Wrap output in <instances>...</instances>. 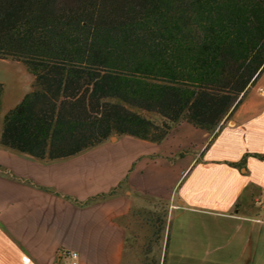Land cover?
Listing matches in <instances>:
<instances>
[{
    "label": "trees",
    "instance_id": "16d2710c",
    "mask_svg": "<svg viewBox=\"0 0 264 264\" xmlns=\"http://www.w3.org/2000/svg\"><path fill=\"white\" fill-rule=\"evenodd\" d=\"M0 58L35 77L0 144L37 160L213 131L264 70V0H0Z\"/></svg>",
    "mask_w": 264,
    "mask_h": 264
},
{
    "label": "crops",
    "instance_id": "0c3cea01",
    "mask_svg": "<svg viewBox=\"0 0 264 264\" xmlns=\"http://www.w3.org/2000/svg\"><path fill=\"white\" fill-rule=\"evenodd\" d=\"M115 136L52 161L0 144V264H66L68 249L123 264L125 217L154 201L168 207L167 264H253L264 70L213 131L181 120L160 142Z\"/></svg>",
    "mask_w": 264,
    "mask_h": 264
},
{
    "label": "rangeland",
    "instance_id": "374dc122",
    "mask_svg": "<svg viewBox=\"0 0 264 264\" xmlns=\"http://www.w3.org/2000/svg\"><path fill=\"white\" fill-rule=\"evenodd\" d=\"M34 79V75L21 61L0 58V81L4 84L6 97L0 112V135L4 116L32 90ZM112 101L120 102L115 98ZM167 215L168 207L160 201L134 209L133 214L127 218L128 241L123 264H163L169 234ZM252 217L257 221V218H264V215L262 213ZM253 224L255 255L252 262L264 264V222Z\"/></svg>",
    "mask_w": 264,
    "mask_h": 264
},
{
    "label": "built area",
    "instance_id": "2783aa9c",
    "mask_svg": "<svg viewBox=\"0 0 264 264\" xmlns=\"http://www.w3.org/2000/svg\"><path fill=\"white\" fill-rule=\"evenodd\" d=\"M254 203L262 209L264 215V197L255 198ZM257 221L264 222V218H257ZM61 255L66 259V264H81L80 255L77 250H64L61 252Z\"/></svg>",
    "mask_w": 264,
    "mask_h": 264
},
{
    "label": "water",
    "instance_id": "95a60500",
    "mask_svg": "<svg viewBox=\"0 0 264 264\" xmlns=\"http://www.w3.org/2000/svg\"><path fill=\"white\" fill-rule=\"evenodd\" d=\"M112 137H113V138H116V136H114V135H113Z\"/></svg>",
    "mask_w": 264,
    "mask_h": 264
}]
</instances>
